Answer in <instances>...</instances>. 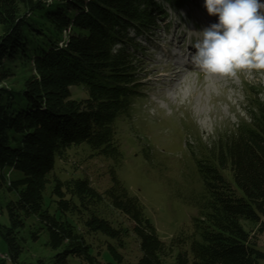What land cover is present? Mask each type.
Segmentation results:
<instances>
[{
  "label": "trees",
  "instance_id": "trees-1",
  "mask_svg": "<svg viewBox=\"0 0 264 264\" xmlns=\"http://www.w3.org/2000/svg\"><path fill=\"white\" fill-rule=\"evenodd\" d=\"M163 1L175 8L186 2ZM161 8L156 0H0V190L15 195L0 208L8 220H0V235L11 260L22 253L27 229L34 241L46 235L58 264H72L71 259L121 264L118 248L129 229L96 209L108 200L134 222L141 253L130 264H262L264 252L241 222L264 229L262 89L250 91L243 123L197 162L203 190L190 202L199 214L185 233L168 241L159 236L141 200L119 180L100 192L87 178L62 179L54 172L57 160L72 147L88 144L114 157L120 152L113 121L137 95L129 61L136 59L135 52L123 45L130 40L137 46L127 31L148 30ZM68 26L61 47L58 41ZM17 59L32 61L34 71L14 88L4 83ZM72 86H82L87 96L75 97ZM219 168L229 169L232 180ZM7 169L19 175L8 176ZM31 217L35 223L26 227ZM94 233L105 236L103 245L87 239ZM104 248L111 259H101ZM5 261L0 257V264Z\"/></svg>",
  "mask_w": 264,
  "mask_h": 264
},
{
  "label": "rangeland",
  "instance_id": "rangeland-1",
  "mask_svg": "<svg viewBox=\"0 0 264 264\" xmlns=\"http://www.w3.org/2000/svg\"><path fill=\"white\" fill-rule=\"evenodd\" d=\"M156 2L162 4V11H154L153 25L142 34L127 31V36L133 37L137 46L130 40L123 45L135 52L136 59L129 61L135 68L131 79L137 95L128 111L113 121L114 140L120 152L114 157L88 144L72 147L57 160L54 172L62 179L87 178L100 192L115 179L119 180L141 200L159 236L168 241L172 236L185 233L189 223L193 226V218L198 216L199 210L190 202L193 200L190 196L203 190L197 162L208 157L210 150L216 151L217 145L243 123L249 109L250 91L264 90V70H242L235 78L199 71L188 61V52L196 40L195 30L202 29L205 20L215 15L210 16L203 8L204 0H186L178 8L163 0ZM215 22L217 18L210 23ZM63 31L58 41L60 45L65 43V33L69 35L71 26ZM119 46L121 43L116 48ZM178 63L184 69L178 73L180 76L174 70ZM11 64L13 75L4 84L21 87L34 71L32 61L17 59ZM71 90L75 97L87 96L82 86H72ZM219 171L232 180L229 169L219 168ZM6 172L11 177L19 175L13 169ZM13 197V192L0 190V208ZM96 209L114 224L129 229L124 236V246L118 248L123 254L121 264L136 262L141 252L133 230L134 222L114 209L108 200L96 204ZM0 220L8 222L7 215L1 212ZM30 222L34 224L35 219L31 217L26 227ZM241 222L255 235L258 248L264 252V229L259 232L253 222ZM262 222L264 226V217ZM26 230H23L25 242L17 261L7 255V242L0 235V257L6 253L7 256L2 257L6 264H58L56 251L45 244L46 235L41 234L34 241ZM87 239L101 246L105 236L94 233ZM101 259H111L105 248ZM71 263L77 264L74 259Z\"/></svg>",
  "mask_w": 264,
  "mask_h": 264
},
{
  "label": "clouds",
  "instance_id": "clouds-1",
  "mask_svg": "<svg viewBox=\"0 0 264 264\" xmlns=\"http://www.w3.org/2000/svg\"><path fill=\"white\" fill-rule=\"evenodd\" d=\"M204 7L217 22L195 30L188 61L205 74L227 78L242 70H264V2L204 0Z\"/></svg>",
  "mask_w": 264,
  "mask_h": 264
},
{
  "label": "bare ground",
  "instance_id": "bare-ground-1",
  "mask_svg": "<svg viewBox=\"0 0 264 264\" xmlns=\"http://www.w3.org/2000/svg\"><path fill=\"white\" fill-rule=\"evenodd\" d=\"M262 2H264V0H262ZM203 8L206 9L204 6H203ZM214 18L216 19L217 17H216V16H213V17H211V18L206 19V20H205V23H204V25H203V27H206V26L208 25V22H210L211 20H214ZM189 64H190V63H189ZM183 66H189V65H185V64H184ZM167 67H168V66H167ZM168 68L170 69L171 67L169 66ZM175 69H176V71H177V75H178V76H180L178 73H180V72L182 73V72L184 71V69L181 67V64H179V63L176 64L174 70H175ZM177 79H180V78L177 77ZM1 256H2V257H5V256H7V255H6V253H2Z\"/></svg>",
  "mask_w": 264,
  "mask_h": 264
}]
</instances>
